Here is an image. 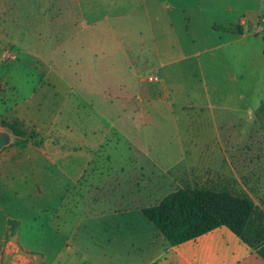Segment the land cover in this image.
I'll return each instance as SVG.
<instances>
[{"label":"rangeland","instance_id":"1","mask_svg":"<svg viewBox=\"0 0 264 264\" xmlns=\"http://www.w3.org/2000/svg\"><path fill=\"white\" fill-rule=\"evenodd\" d=\"M13 20L18 27L11 28ZM210 24L233 26L247 38L237 40L221 31L205 38L204 28ZM190 26L203 29L204 42H189ZM41 33L47 43L40 46L30 39ZM92 38L121 40L122 50L96 58L88 43ZM24 48L40 51L43 59L25 61ZM205 48L215 55L209 60L213 69L205 62L208 54L180 60ZM14 67L25 78L34 68L56 69L94 101L96 117L102 113L112 122L123 102L117 98L143 91L152 98L165 82L171 99L178 101L174 121L170 103L161 102L146 129L127 124L142 147L160 151L161 163L173 158L176 162L168 173L171 186L160 196L188 186H214L264 203V0H0V78ZM38 78L42 77L34 80ZM47 84L53 81L45 80ZM110 100L116 104L111 106ZM201 100L207 108H199ZM6 123H16L24 138L15 136ZM0 132L8 137L0 153L23 150L28 144L43 149L46 143L27 142L32 133L45 135L20 119L0 118ZM119 142L121 138L114 143ZM183 150L187 155L180 157ZM184 158L201 166L188 170ZM6 184L0 174V256L14 234L56 217L54 207L47 213L26 208L24 196ZM71 196L59 208L58 222L66 226L80 210L77 198ZM108 222L95 223L100 235Z\"/></svg>","mask_w":264,"mask_h":264},{"label":"crops","instance_id":"2","mask_svg":"<svg viewBox=\"0 0 264 264\" xmlns=\"http://www.w3.org/2000/svg\"><path fill=\"white\" fill-rule=\"evenodd\" d=\"M14 23L15 20L11 28L18 27ZM190 29L189 42L194 45L204 42L210 32L235 35L237 40L247 38L243 30L236 32L233 26L207 25L205 38L200 26ZM13 40L18 43L15 37ZM30 40L40 46L47 43L42 33ZM88 43L96 58L122 50V42L117 39L92 38ZM116 44L117 48L112 46ZM209 52L205 48L180 60L208 54L205 62L213 69L215 65L209 60L215 55ZM22 53L25 61L43 59L40 51L24 48ZM21 71L14 67L0 78V118L26 121L45 135L46 143L43 149L28 144L23 150L13 148L0 153V174L8 187L24 196L23 206L37 213H47L54 207L56 217L54 222L9 238L1 250V264H264V259L227 227L172 246L145 218L144 209L167 197L168 194L160 195L171 186L168 173L176 162L173 158L161 163L160 151L142 147L140 140L131 136L127 124L135 130L146 129L145 123H152L161 102L170 103L174 116L178 101L171 99L165 82L160 83L155 97L143 91L117 98L123 102L112 122L102 113L96 117L94 101L80 94L56 69L40 72L34 68L26 75L28 78ZM36 76L42 78L36 81ZM48 79L52 85H45ZM109 104L114 106L116 102L110 100ZM198 106L202 109L208 105L201 100ZM119 138L121 147L114 143ZM127 140L136 146H128ZM183 152L180 157L187 155V151ZM181 161L188 170L201 166L193 158ZM70 194L77 198L80 210L66 226L58 222L59 208ZM60 219L64 220L63 216ZM99 219L109 221L103 225V235L96 231Z\"/></svg>","mask_w":264,"mask_h":264},{"label":"trees","instance_id":"3","mask_svg":"<svg viewBox=\"0 0 264 264\" xmlns=\"http://www.w3.org/2000/svg\"><path fill=\"white\" fill-rule=\"evenodd\" d=\"M15 124L5 126L15 136L24 138L25 134ZM43 140L32 133L26 141L39 144ZM143 214L172 246L227 227L264 259V203H256L246 194L214 186H188L169 194L158 205L144 209Z\"/></svg>","mask_w":264,"mask_h":264},{"label":"water","instance_id":"4","mask_svg":"<svg viewBox=\"0 0 264 264\" xmlns=\"http://www.w3.org/2000/svg\"><path fill=\"white\" fill-rule=\"evenodd\" d=\"M7 138L8 137L6 134L0 132V149H2L8 143Z\"/></svg>","mask_w":264,"mask_h":264},{"label":"built area","instance_id":"5","mask_svg":"<svg viewBox=\"0 0 264 264\" xmlns=\"http://www.w3.org/2000/svg\"><path fill=\"white\" fill-rule=\"evenodd\" d=\"M151 80H153V79H151Z\"/></svg>","mask_w":264,"mask_h":264}]
</instances>
